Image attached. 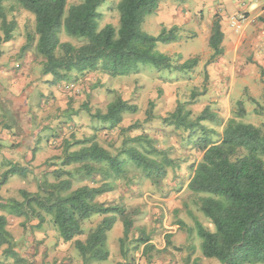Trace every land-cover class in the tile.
<instances>
[{"label": "trees", "instance_id": "1", "mask_svg": "<svg viewBox=\"0 0 264 264\" xmlns=\"http://www.w3.org/2000/svg\"><path fill=\"white\" fill-rule=\"evenodd\" d=\"M5 1L0 0V19L3 38L9 41L16 22L8 20ZM16 1L35 16L36 49L45 58L42 74L52 75L53 82L71 77L79 79L91 72H102L111 77L125 76L138 72L140 65L149 64L160 71H190L199 63L197 56L176 63L171 55L157 49L160 42L179 40L177 25L169 29L164 27L158 35L144 30L147 16L156 13L160 3L165 0H120L117 4L118 27L107 23L102 28H99V20L103 17L100 7L104 0H83L71 5L67 14V0ZM62 32L83 40V43L76 46L61 41ZM224 36L221 17L216 14L209 38V46L213 51L211 61L223 54ZM32 40L33 36L29 34L27 42ZM28 43L22 46V50H27ZM206 93L207 88L200 92L192 91L190 101H179L175 110L163 119L176 129L201 133L194 142L202 157L191 166L193 174L188 188L193 193L201 194L200 210L216 227L213 231L196 221L197 235L202 239V254L206 258L216 259L220 264H264V126L238 119L246 115L243 101L238 102L234 117L227 120L209 106L193 117L192 110L186 106L195 103L199 96ZM116 94L105 112L98 111L93 115L101 122L108 123L110 129L121 124L125 111H138L137 105L130 99H124L122 92L117 91ZM149 105L146 119L153 115V101ZM206 121L223 127L222 132L208 127L204 124ZM216 135L219 136L218 140L213 137ZM131 140L140 145L146 142L145 151L132 145L114 155L100 145L95 136L83 140L66 139L63 156L59 158L61 168L79 165L55 171V182L41 179L38 192L21 190L23 201L0 198V207L25 216L27 220L34 217L37 227L46 222L45 214L51 216L61 238L65 242L74 240L83 264L107 261L110 256L108 233L118 218H121L124 226L120 239L122 247L134 226V219L128 214L125 204L99 200L114 189V184L108 183V179L120 177L125 171L127 160L141 169L152 183L161 182L167 176L168 168L174 165V159L168 152L155 146L146 136L138 135ZM77 144L83 146L71 150ZM122 154H126L128 159L120 158ZM29 172L27 167L14 164L4 172L3 179L11 174L26 176ZM80 173H85L88 178L103 174L102 182L73 189L72 179ZM95 215L103 218L84 241L76 239L84 233L83 223ZM7 225V217L0 215V251L5 246L2 252L7 257L21 261L18 249L20 243L7 229ZM143 240L146 242L145 248L149 246L146 252L151 250L153 245L148 244L149 238ZM170 244L168 236L167 245Z\"/></svg>", "mask_w": 264, "mask_h": 264}, {"label": "rangeland", "instance_id": "2", "mask_svg": "<svg viewBox=\"0 0 264 264\" xmlns=\"http://www.w3.org/2000/svg\"><path fill=\"white\" fill-rule=\"evenodd\" d=\"M82 1L67 0L66 14L71 5ZM119 1L104 0V4L100 7L103 17L99 20V28L107 23L118 27L117 4ZM166 3L170 7L175 4L181 5L182 2L167 0ZM4 5L8 20L15 21L16 27L12 39L6 41L3 38L4 32L0 19V71H2L0 72L2 73L0 90L4 85L5 96L20 97L22 93L15 94L13 85L18 79L31 78L27 85L29 86L28 90L30 87L36 86L31 95V101H33V96L34 99L36 96L35 103L32 104L35 107L37 103L34 112H42L43 119L39 123L40 125L48 122L50 126L39 141L50 146L56 154L49 157L42 166L35 167L34 175H31L28 180L21 181L20 176L16 175L12 181L8 182L9 188L5 194L7 197L0 198L23 201L21 190L38 192V184L41 179L55 182L57 181L55 171L72 169L79 165L73 164L61 168V159L59 158L63 156L66 139L83 140L95 136L96 140L102 142V146H107L112 151L111 153L116 155L124 147L132 145L145 151L148 145L146 142L140 145L131 140L132 137L144 135L155 146L166 150L169 156L174 159V165L168 168L167 176L161 182L152 183L141 169L127 160L124 173L118 178L108 179V183L114 184V189L102 195L99 200L107 203L125 204L128 214L134 219V226L122 247L120 239L123 237L124 226L121 218H118L117 226L114 225L108 236L107 244L110 251L108 260L105 262L92 261L91 264H220L216 259L206 258L202 254V239L197 235L196 221H200L206 228L213 231L216 230V227L200 210L201 194L193 193L188 188V182L193 174L191 166L199 162L202 157V153L197 150L194 142L201 133H192L182 128L175 130L174 126L163 121L175 110L179 101L186 103L191 100L192 91L200 92L204 88L209 89L210 77L207 67L218 57L211 61L212 54L207 56L206 53L207 44L202 40H196L193 30L179 28L180 38L178 41L160 42L157 49L171 55L176 63H182L195 56L199 57V63L193 70L160 71L149 64L140 65L138 72L122 76L120 78L122 82L118 84L113 82L115 77L111 76H103L104 81H102L98 72H91L83 77H78L79 79H66L61 87L67 93L68 109H72L74 112L73 117H70L56 108H46V106L55 104L54 99L50 103L46 101L44 104H39L41 94L45 95L38 84L43 78L42 69L45 58L36 49L35 16L23 9L16 0H6ZM189 6L191 5L189 4ZM164 27L166 26L160 24L159 18L154 14L147 16L143 25L144 30L152 35H158ZM29 34L33 36V40L28 43L27 36ZM60 38L61 41H68L76 46L83 43V40L71 37L65 32L60 34ZM26 43H28L27 50H22V46ZM208 47L210 46L208 45ZM194 50L199 51L200 55H192L191 52ZM3 74L9 79H4ZM172 75H177L174 77L176 82L170 81L167 84L164 79H169ZM176 84L178 86L174 88ZM117 91L122 92L124 98L130 99L134 105H137L138 111H125L121 124L110 129L108 123L104 126L103 122L94 118L93 115L98 111L105 112L108 104L115 100ZM151 101L154 103L153 115L146 119V111L149 109ZM210 103L209 100L200 99L199 96L195 103L188 104L186 107L191 109L193 117H196L207 106L211 107L213 111L216 110ZM16 107L18 106H15L14 102L0 99V131L3 130V127L9 128L8 120L10 119H8V115L4 114L5 111L9 110L16 116L20 110V107L17 109ZM44 108L46 110H43ZM262 109L264 110V107ZM77 113H82L83 116L76 118ZM50 114L52 118L49 119L48 115ZM57 115L59 116L56 118ZM262 115L264 116V111ZM33 120L36 125L37 120ZM247 123L254 124L255 121H247ZM204 124L216 129L219 133L223 129L213 122L206 121ZM131 125H134L133 128L127 129ZM258 126H264V121L259 122ZM10 135L14 136L12 133ZM213 137L216 140L219 139L217 135ZM82 146V144H77L71 150H78ZM120 158L128 159L126 154H122ZM96 166L101 165L96 164ZM102 177L103 174L91 178L86 177L85 173L77 174L72 179L73 189L85 184H100ZM2 195L4 194L0 193V196ZM4 209L0 215L8 217L7 229L14 237L20 236L18 249L22 260L17 261L13 257H7L2 252L4 246L0 251V264H83V259L75 247L74 240L65 242L61 238L53 225L51 216L41 211L46 218L42 228L37 227V220L34 217L27 220L25 216L10 213L7 208ZM102 218L103 216L95 215L86 220L83 223L84 233L77 236L76 239L84 241ZM50 234L55 241H52L53 250L51 248V251L46 252L47 250L45 251L41 247L40 242H45L51 236ZM168 236L171 240L170 245H167ZM145 238H149L148 244L153 245V248L147 252L146 248L149 246L145 248L146 242L143 240Z\"/></svg>", "mask_w": 264, "mask_h": 264}, {"label": "crops", "instance_id": "3", "mask_svg": "<svg viewBox=\"0 0 264 264\" xmlns=\"http://www.w3.org/2000/svg\"><path fill=\"white\" fill-rule=\"evenodd\" d=\"M166 2L167 0L160 3L158 11L154 13L159 18L160 24H164L166 27L177 25L182 30H193L196 40H202L207 44V56L213 53L208 45L213 30L214 17L216 14L221 17V26L225 35L222 44L223 54L218 56V59L207 67L208 76L210 77L209 89L205 95L200 96V99L205 98L209 100L210 104L216 108L214 111L225 120L234 117V113L238 108V102L243 101L246 115L238 119L245 122L255 121V125L263 122L264 0H185L181 5L175 4L170 7L167 6ZM169 2L171 3V1ZM239 12H244L247 19L242 29L237 31L230 25V20L233 16L239 14ZM193 48L196 49L195 47ZM191 53L192 55H200V52L197 50ZM98 73L102 81H104L103 76L109 77V75L102 72ZM0 74L2 76V73ZM3 76L4 79H9L5 74ZM175 76L177 75H172L169 79L164 80L167 81V84L170 81L176 82ZM121 77L116 76L113 82L117 84L121 83ZM74 78L71 77L70 80ZM30 80L31 78L27 80L18 79L16 84L13 85V92L15 94L22 93L20 97H16V95L5 96V92H3L4 85H2L0 90L2 91L0 92V99L2 98L4 101L10 100V102H14L15 106L20 107L19 113L16 116L9 110L5 111L3 108L4 114L8 115V119L10 120H8L9 128L3 127V130L0 131V143L2 145L0 148V180L3 178L4 172L14 164L27 167L31 171L26 176L11 174L5 180H1L0 193L4 195L9 188L8 182L12 181L16 175L20 176L21 181L28 180L31 175H34L33 170L35 167L42 166L49 157L56 154L50 146L39 141L50 126L48 122L39 124L43 119V115L41 111L37 110L39 113L34 112L37 103L35 107L32 104L34 105L36 96L35 99L33 96V101H31V95L34 93L36 86L30 87L28 90L29 86L27 84ZM63 83L64 80L53 82L52 75H43L42 81L38 84L45 95L41 94L39 104H44L46 101L50 103L54 99L55 104L46 106L47 109L51 107L53 109L56 108L61 110L62 113L73 117V110L68 109L69 105L66 101L67 93L61 87ZM177 86L178 84L174 88ZM43 110L46 109L44 108ZM82 116V113L76 114V118H81ZM48 118H52V115H48ZM33 119L37 120L36 125H34L35 121ZM103 124L104 126L106 125V123ZM53 132L55 133V131ZM10 133L14 136H11ZM97 141L102 145L101 141ZM105 148L111 151L107 146ZM4 195L0 197H7ZM2 209L0 210L1 213L3 212ZM115 226H117V223ZM19 237L15 236V239L19 241ZM53 240L54 238L51 235L45 242H40V245L45 251L47 250L46 252L51 251ZM44 243L45 245H43Z\"/></svg>", "mask_w": 264, "mask_h": 264}, {"label": "built area", "instance_id": "4", "mask_svg": "<svg viewBox=\"0 0 264 264\" xmlns=\"http://www.w3.org/2000/svg\"><path fill=\"white\" fill-rule=\"evenodd\" d=\"M246 19V14L244 12H239V14L231 18L230 25L238 31L242 29V26L244 25Z\"/></svg>", "mask_w": 264, "mask_h": 264}]
</instances>
